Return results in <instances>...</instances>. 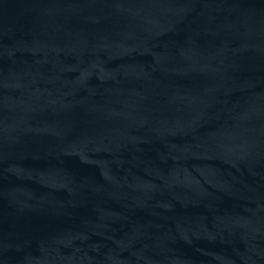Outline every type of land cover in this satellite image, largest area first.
Returning <instances> with one entry per match:
<instances>
[{
    "label": "water",
    "instance_id": "water-1",
    "mask_svg": "<svg viewBox=\"0 0 264 264\" xmlns=\"http://www.w3.org/2000/svg\"><path fill=\"white\" fill-rule=\"evenodd\" d=\"M0 264H264V0H0Z\"/></svg>",
    "mask_w": 264,
    "mask_h": 264
}]
</instances>
